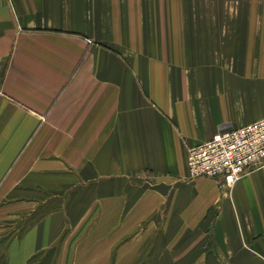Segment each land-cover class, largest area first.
Listing matches in <instances>:
<instances>
[{"label": "crops", "instance_id": "obj_1", "mask_svg": "<svg viewBox=\"0 0 264 264\" xmlns=\"http://www.w3.org/2000/svg\"><path fill=\"white\" fill-rule=\"evenodd\" d=\"M0 264H264V165L187 149L264 117V0H0Z\"/></svg>", "mask_w": 264, "mask_h": 264}, {"label": "built area", "instance_id": "obj_2", "mask_svg": "<svg viewBox=\"0 0 264 264\" xmlns=\"http://www.w3.org/2000/svg\"><path fill=\"white\" fill-rule=\"evenodd\" d=\"M263 165L264 117L219 130L206 141L190 146L186 154L191 177L221 178L228 186Z\"/></svg>", "mask_w": 264, "mask_h": 264}, {"label": "rangeland", "instance_id": "obj_3", "mask_svg": "<svg viewBox=\"0 0 264 264\" xmlns=\"http://www.w3.org/2000/svg\"><path fill=\"white\" fill-rule=\"evenodd\" d=\"M187 151H188V149H187ZM202 177V176H201ZM197 178V177H196Z\"/></svg>", "mask_w": 264, "mask_h": 264}]
</instances>
